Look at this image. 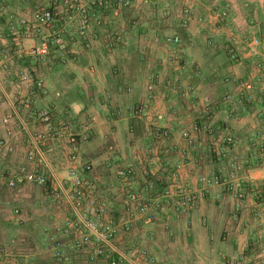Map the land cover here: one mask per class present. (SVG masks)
I'll list each match as a JSON object with an SVG mask.
<instances>
[{"label": "crops", "instance_id": "obj_1", "mask_svg": "<svg viewBox=\"0 0 264 264\" xmlns=\"http://www.w3.org/2000/svg\"><path fill=\"white\" fill-rule=\"evenodd\" d=\"M132 1V7L117 16L95 9L84 37L77 26L56 17L54 28L62 45H51L49 54L37 60L15 51L7 37L6 16L31 19L41 7L62 13L63 0H0V119L13 113L18 98L29 96V90L17 86L22 71L32 72L47 89L35 105L49 110L54 124L69 122L79 134L90 128V140L80 144L78 153L83 162L93 164L91 177L98 190L112 191L114 218L119 217L124 202L115 178V170L122 165L135 170L137 192L149 181L156 183L157 192L175 185L203 191L187 213L160 210L154 222L138 221L131 230H121L116 240L119 249H144L153 259L150 264H261L257 249L264 247V208L258 206L250 187L264 182L260 159L264 145V0ZM185 9L192 11V18L182 28ZM165 11L166 17L162 15ZM222 11L227 12L225 19L219 17ZM173 36L181 42L167 45L165 39ZM254 40L258 41L256 51L252 50ZM23 41L26 46L41 43L39 37ZM174 78L180 80L179 92L164 87ZM244 82L254 85V100L242 112L227 106L224 97L230 94L237 101L239 85ZM150 85L157 95L150 103V117L137 119L133 110L148 103ZM188 87L194 93L183 96ZM205 102L212 104L214 135H199L197 151L175 173L174 165L182 161V133L196 121ZM18 120L10 126L15 133L12 143L19 152L3 162L13 169L29 149L28 132L39 127L26 114H19ZM5 129L0 126V138L6 136ZM164 129L169 131L166 140L157 135ZM220 136L230 137L233 146L228 150L217 146L213 138ZM66 160L64 145L56 142L47 161L50 175L59 181L65 176ZM235 161L245 195L241 203L224 185L204 190L200 177L226 178ZM6 181L0 174V207L12 198L17 204L24 203L25 189L35 187L26 185L16 196L6 189ZM39 189L44 200L53 204L45 189ZM52 224L43 228L42 247L26 248V237H20V246L12 250L16 235L0 246L11 252L9 263L52 264L46 242V229ZM10 225L17 224L7 217L6 226ZM81 259L73 256L67 264H89Z\"/></svg>", "mask_w": 264, "mask_h": 264}, {"label": "built area", "instance_id": "obj_2", "mask_svg": "<svg viewBox=\"0 0 264 264\" xmlns=\"http://www.w3.org/2000/svg\"><path fill=\"white\" fill-rule=\"evenodd\" d=\"M64 11L55 13L50 8L41 7L31 19L8 14L6 16L7 37L12 41L14 49L18 54H24L34 59L41 60L49 54V47L55 45L60 47L62 39L54 28L56 17L67 24L75 25L80 36L86 34L92 13L99 9L103 13H111L117 16L120 11L129 9L133 5L132 0H63ZM2 10L0 9V12ZM164 17L168 16L165 11ZM227 16L226 11L219 15L221 19ZM192 18V11L185 9L180 18L182 28H187ZM135 22L133 26H135ZM1 32V30H0ZM2 33H0L1 36ZM41 39L39 46H26L23 38L27 41L36 38ZM167 45L179 44V36L165 39ZM258 41H252V50L256 51ZM10 56L6 59L9 61ZM235 59V55H232ZM199 76L200 72L195 71ZM231 82V79H226ZM164 87L169 91H180V80L174 78L165 82ZM18 90H29L28 97L17 99L18 105L13 108L5 118L0 119V126L6 127V136L0 138V174L7 177L6 189L16 196L26 185L45 189L51 196L57 207L65 206L69 216L58 217L53 221L51 228H47V245L51 257L56 264L69 262L73 256H82L89 264H150L152 257L144 249L121 250L116 245L118 234L121 230L129 231L138 221L152 223L155 221L160 210L170 209L178 214L190 211L198 199L203 196V191H195L181 185L166 188L163 191H156V183L149 181L142 191L134 190L135 170L130 166L122 165L115 170V178L118 182L117 191L123 196L124 202L122 211L116 219L112 216L110 199L112 191H100L91 174L94 166L90 162H83L78 148L80 144L90 140V128L85 129L86 133H77L69 122L54 124L53 117L49 110L38 108L35 100L40 95H45L47 89L44 81L29 71H22L18 79ZM240 95L234 101L232 95L226 94L224 103L230 107H238L244 111L246 104L254 100V85L251 82H244L239 85ZM148 103L141 104L133 110L137 119L147 120L150 117V103L156 100L154 85L148 86ZM194 93L193 88L188 87L183 93L187 96ZM19 114H26L29 119L38 123L39 127L28 132L29 149L26 151L24 161L16 169L4 165L7 157L19 152L17 146L12 143L15 137L14 130L10 126L12 120L19 119ZM212 104L205 102L203 109L190 129L183 131V147L181 149L182 161L174 165L175 173L184 167L185 161L190 159L192 152H196L198 137L201 134L214 135L212 124ZM19 121V120H18ZM22 122V120L20 119ZM23 123V122H22ZM160 139H168L169 131L164 129L157 133ZM217 146L230 149L233 146L232 139L228 136L213 138ZM58 142L64 145L66 152L65 176L61 181L54 175H50L47 155L53 145ZM152 153V149H148ZM260 159L264 166V145L260 147ZM238 161L232 164V169L226 178L216 176L200 177L199 182L205 186L224 185L233 197L241 203L244 192L239 186L237 175ZM251 190L258 206L264 208V182L251 185ZM154 193L153 198L150 194ZM11 221L21 224L25 221L21 210L14 209L10 212ZM258 257L264 264V247L257 249ZM11 252L0 247V260L3 264L9 263Z\"/></svg>", "mask_w": 264, "mask_h": 264}, {"label": "rangeland", "instance_id": "obj_3", "mask_svg": "<svg viewBox=\"0 0 264 264\" xmlns=\"http://www.w3.org/2000/svg\"><path fill=\"white\" fill-rule=\"evenodd\" d=\"M25 190L26 198H24L26 201L24 203L17 204L18 202L15 198H12V200L0 207V246L7 244L10 240L9 238L16 235L14 237L15 239L13 238V246H10L12 250H16L20 246L18 244L21 243L18 241L21 239L20 237H26V248H30L31 246L42 247L45 239L43 232L44 226L52 223V221H54L52 219L57 216L61 218L69 216V212L65 206L58 208L55 203L46 202L44 200V195L41 193V189L37 187H28V189L26 188ZM15 208L21 209L25 222L14 226H6V218L9 217V212ZM56 208H58L60 212ZM22 233L23 236H20ZM42 259L44 262L45 258L42 257Z\"/></svg>", "mask_w": 264, "mask_h": 264}, {"label": "trees", "instance_id": "obj_4", "mask_svg": "<svg viewBox=\"0 0 264 264\" xmlns=\"http://www.w3.org/2000/svg\"><path fill=\"white\" fill-rule=\"evenodd\" d=\"M80 257H82V256H80ZM50 262L52 263V264H56V260L54 259V258H52V257H50ZM68 263V262H67ZM67 263H64V264H67ZM50 264V263H49Z\"/></svg>", "mask_w": 264, "mask_h": 264}]
</instances>
